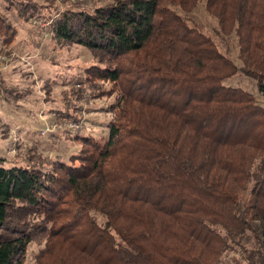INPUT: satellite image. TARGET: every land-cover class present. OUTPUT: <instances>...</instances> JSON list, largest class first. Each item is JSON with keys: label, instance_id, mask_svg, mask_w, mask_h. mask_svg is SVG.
Instances as JSON below:
<instances>
[{"label": "trees", "instance_id": "obj_1", "mask_svg": "<svg viewBox=\"0 0 264 264\" xmlns=\"http://www.w3.org/2000/svg\"><path fill=\"white\" fill-rule=\"evenodd\" d=\"M110 1L51 24L118 91L107 139L51 171L0 168V264H24L38 234V264H220L253 248L264 264V105L226 84L241 72L264 96V0H205L219 42L190 25L201 0Z\"/></svg>", "mask_w": 264, "mask_h": 264}, {"label": "rangeland", "instance_id": "obj_2", "mask_svg": "<svg viewBox=\"0 0 264 264\" xmlns=\"http://www.w3.org/2000/svg\"><path fill=\"white\" fill-rule=\"evenodd\" d=\"M110 3L0 0V22L5 20L3 23L16 33L12 41L0 37V168L21 166L51 171L57 162L70 164L71 157L72 162L77 158L83 138L102 143L107 139L118 91L112 83L89 81V68L98 64L95 51L57 40L51 24L58 16L56 9L79 12ZM189 17L193 21L190 25L199 26L216 42L221 40L217 21L207 13L205 0ZM226 84L251 92L264 105L256 82L241 72ZM45 246L46 238L38 234L27 246L24 264H38ZM253 253L247 258L242 249L228 251L220 264H262L256 248Z\"/></svg>", "mask_w": 264, "mask_h": 264}]
</instances>
